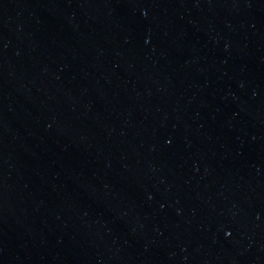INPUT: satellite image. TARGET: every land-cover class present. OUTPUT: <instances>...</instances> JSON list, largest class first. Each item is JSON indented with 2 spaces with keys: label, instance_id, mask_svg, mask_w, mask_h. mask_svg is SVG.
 <instances>
[{
  "label": "water",
  "instance_id": "95a60500",
  "mask_svg": "<svg viewBox=\"0 0 264 264\" xmlns=\"http://www.w3.org/2000/svg\"><path fill=\"white\" fill-rule=\"evenodd\" d=\"M0 264H264V0H0Z\"/></svg>",
  "mask_w": 264,
  "mask_h": 264
}]
</instances>
